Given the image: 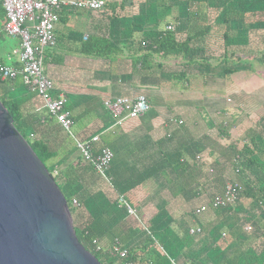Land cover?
Here are the masks:
<instances>
[{
	"label": "crops",
	"instance_id": "obj_1",
	"mask_svg": "<svg viewBox=\"0 0 264 264\" xmlns=\"http://www.w3.org/2000/svg\"><path fill=\"white\" fill-rule=\"evenodd\" d=\"M105 1L106 7L98 12L61 8L54 29L56 42L45 51L43 65L54 84L53 94L67 100L75 138L84 141L99 134V145L112 151L111 184L81 157L73 139L63 136L36 94L18 88L11 96L23 103L21 122L27 132L37 129L57 149L58 156L49 166L64 173L63 181L71 182L78 197L88 200L90 214L84 207L77 221L90 224L102 250H108L115 239L133 250L166 232L186 245L183 250L200 251L203 245L195 247L194 238L203 235L210 241L208 231L220 221L208 196L235 180L234 150L264 126V65L252 63L239 70L232 62V72L226 74L217 66L218 59H211L201 68L186 69L181 77L184 61L179 56L148 54L141 43L149 33L165 30L178 18L183 21L181 9L160 7L146 16L141 11L144 0ZM105 11L119 14L111 17ZM156 16L162 18L158 25ZM4 23L1 18V30ZM140 94L148 99L150 109L122 127L107 130L112 119L103 100ZM119 196L135 216L118 203ZM200 206L205 211L195 214ZM233 208L236 218L245 220L243 212L239 217V205ZM241 226L245 231L247 224ZM197 227L199 234H189ZM227 233L224 226L221 239Z\"/></svg>",
	"mask_w": 264,
	"mask_h": 264
},
{
	"label": "trees",
	"instance_id": "obj_2",
	"mask_svg": "<svg viewBox=\"0 0 264 264\" xmlns=\"http://www.w3.org/2000/svg\"><path fill=\"white\" fill-rule=\"evenodd\" d=\"M107 2L105 1L104 7ZM152 5L155 7L153 11L146 12ZM141 7L146 16L149 13L153 16L160 7L162 10L176 7L183 12L184 20L176 19L173 31L159 30L149 33L141 41L148 54L179 56L184 61L181 77L185 76L186 69L195 66L201 68L211 59H218L217 66H222V71H226V74L232 72V62L239 65V70L251 66L252 63L264 65V0H144ZM109 13L105 11V14ZM118 14L119 11L111 17H117ZM1 18L5 19L0 0ZM155 19V24L158 25L160 18L156 16ZM233 39L238 40L233 42ZM0 64L5 62L0 60ZM12 65L18 67V63ZM18 88L27 90L20 78L0 80V101L11 116L17 131L47 168L65 197L79 243L101 264H170L169 259L174 262L177 260L176 264H264V225L259 223L262 221L264 224V126L261 133L250 137L248 142L234 150L232 170L236 178L232 182L239 183L242 188L234 205H239V217L243 212L245 220L236 218L237 213L233 214L234 205L216 208L214 212L220 221L210 227V241L203 235L194 238L195 247L203 245L200 251L183 250L186 245L177 239H170V235L165 232L149 238L139 248L127 249V257L119 260L109 257L102 249L95 251L92 227L88 223H78V214L84 207L89 214L91 212L85 206L88 200L85 202L82 197H78L77 188L71 182L63 181L64 173L55 172L54 168L47 165L57 158V149L37 129L27 132L21 122L23 103L11 96V92ZM38 99L40 107L43 108L40 97ZM57 126L65 136V132L58 124ZM88 165L92 168L89 163ZM216 194L219 193H211L208 199L212 200ZM73 199L79 206L72 204ZM242 223L250 225L251 232L241 230ZM224 226L228 233L221 239Z\"/></svg>",
	"mask_w": 264,
	"mask_h": 264
},
{
	"label": "built area",
	"instance_id": "obj_3",
	"mask_svg": "<svg viewBox=\"0 0 264 264\" xmlns=\"http://www.w3.org/2000/svg\"><path fill=\"white\" fill-rule=\"evenodd\" d=\"M105 5V0H1V6L5 16V23L0 29L7 36L19 39L18 49L13 51L17 56L18 67L0 64V80L21 79L23 86L31 93L36 94L42 101L43 108L54 118L61 129L74 141L81 157L89 163L95 173L108 185L111 184L109 168L113 159L112 151L104 145H99L100 136L94 135L81 141L75 138L72 128V116L66 108V98L62 94L54 95V84L44 73V54L48 48L55 45V24L58 22V14L61 8L70 7L75 10L100 11ZM167 31H173L174 25H167ZM103 107L112 119L107 130L122 127L126 120H134L141 117L150 109V104L145 95H138L130 99L117 97L103 100ZM55 173V172H54ZM237 182L225 184L221 193L216 194L210 207L213 209L233 206L241 191ZM118 203L125 207L128 214L135 216L134 210L126 203L122 196ZM72 204L79 206L73 199ZM206 209L198 207L195 214H200ZM244 230L250 232V225ZM200 228H191L189 234L200 233ZM95 251H101L96 240ZM111 258L124 260L128 251L115 239L108 250L104 251ZM130 264V263H126Z\"/></svg>",
	"mask_w": 264,
	"mask_h": 264
},
{
	"label": "water",
	"instance_id": "obj_4",
	"mask_svg": "<svg viewBox=\"0 0 264 264\" xmlns=\"http://www.w3.org/2000/svg\"><path fill=\"white\" fill-rule=\"evenodd\" d=\"M0 264H101L65 197L0 101Z\"/></svg>",
	"mask_w": 264,
	"mask_h": 264
},
{
	"label": "rangeland",
	"instance_id": "obj_5",
	"mask_svg": "<svg viewBox=\"0 0 264 264\" xmlns=\"http://www.w3.org/2000/svg\"><path fill=\"white\" fill-rule=\"evenodd\" d=\"M17 42H18L17 38L7 36L6 34L1 35L0 37V60L8 64H12V62L16 60L17 57L16 55H13V50L18 49ZM47 165L49 166V164Z\"/></svg>",
	"mask_w": 264,
	"mask_h": 264
}]
</instances>
